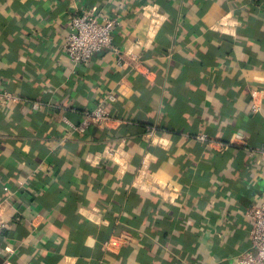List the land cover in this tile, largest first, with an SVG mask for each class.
Here are the masks:
<instances>
[{
    "label": "crops",
    "instance_id": "obj_1",
    "mask_svg": "<svg viewBox=\"0 0 264 264\" xmlns=\"http://www.w3.org/2000/svg\"><path fill=\"white\" fill-rule=\"evenodd\" d=\"M85 9L119 17L124 66L106 49L73 68L64 44ZM144 12L162 25L137 46ZM1 86L18 100L0 105V264H237L251 248L264 3L0 0ZM100 103L107 124L64 119L79 124ZM109 145H122L118 161Z\"/></svg>",
    "mask_w": 264,
    "mask_h": 264
},
{
    "label": "built area",
    "instance_id": "obj_2",
    "mask_svg": "<svg viewBox=\"0 0 264 264\" xmlns=\"http://www.w3.org/2000/svg\"><path fill=\"white\" fill-rule=\"evenodd\" d=\"M118 24L119 17L107 16L104 12L96 9L73 11L71 13L69 33L66 43L64 44L73 68L88 64L98 52L106 49L114 50L117 54L118 64L124 66L126 64L125 54L115 43V32ZM222 24L224 25L225 23L222 22ZM161 25V19L154 16L151 12H144V17L136 27V45L144 46L147 39L154 38L157 35ZM134 57L137 58L135 55ZM133 67L138 69L137 65ZM256 92L254 91L253 93V103L251 106L253 113L259 112L262 107V99L255 94ZM17 100L18 96L11 92L6 86L0 87V105L5 106L10 102H17ZM116 100L117 96L112 92L104 96L103 99L104 102H114ZM39 107L40 103L35 102L34 108ZM84 116L85 117L79 124L71 123L66 117H64V119L77 131H83L92 124L102 125L113 120L110 110L103 103H100L93 109L87 110ZM199 138L207 140L208 135L201 134ZM250 151L258 152L264 162V149H251ZM122 152V145H109L105 150V154L116 161H118L117 159ZM139 180L141 183L147 182L146 177L141 174L139 175ZM246 214L251 218L252 223V246L247 251L240 252L236 255L237 264H264V195L258 204L246 209ZM5 227L6 221L2 215L0 205V254L2 252L1 244Z\"/></svg>",
    "mask_w": 264,
    "mask_h": 264
},
{
    "label": "trees",
    "instance_id": "obj_3",
    "mask_svg": "<svg viewBox=\"0 0 264 264\" xmlns=\"http://www.w3.org/2000/svg\"><path fill=\"white\" fill-rule=\"evenodd\" d=\"M253 3L256 4V5L257 4H263L264 3V0H253ZM159 223L162 224L161 221Z\"/></svg>",
    "mask_w": 264,
    "mask_h": 264
}]
</instances>
